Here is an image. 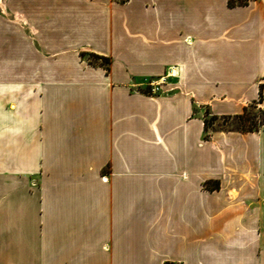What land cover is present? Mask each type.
<instances>
[{"label":"crops","instance_id":"1","mask_svg":"<svg viewBox=\"0 0 264 264\" xmlns=\"http://www.w3.org/2000/svg\"><path fill=\"white\" fill-rule=\"evenodd\" d=\"M234 1L0 0V264H264V125L219 122L264 108V0Z\"/></svg>","mask_w":264,"mask_h":264},{"label":"rangeland","instance_id":"2","mask_svg":"<svg viewBox=\"0 0 264 264\" xmlns=\"http://www.w3.org/2000/svg\"><path fill=\"white\" fill-rule=\"evenodd\" d=\"M86 57L94 62H101V60L93 56L86 55ZM104 65L107 66L108 63H105ZM242 114H244L243 119L226 117L219 122L224 125V127L234 129L261 127L260 125L264 123V108L258 104H250ZM211 118L212 117L208 116V119Z\"/></svg>","mask_w":264,"mask_h":264},{"label":"trees","instance_id":"3","mask_svg":"<svg viewBox=\"0 0 264 264\" xmlns=\"http://www.w3.org/2000/svg\"><path fill=\"white\" fill-rule=\"evenodd\" d=\"M240 2L241 3H245L244 1H240ZM229 3H230V5H235V1L234 0H229ZM88 55L89 56H93V57L101 60V63L102 64H105V63H109L110 62V59L109 58L104 57V56H100L98 54L89 53ZM84 56H86V54L85 53H82V57H84ZM89 61L91 63H93V64H97V62H94L91 59H89ZM245 110H246V108H245ZM236 117L239 118V119H243L244 118V114L237 115ZM214 118H216V117L213 116L211 119H214ZM211 119L205 118L206 130H207L208 125L212 122ZM263 125H264V123L262 125H260V126H263ZM259 128L260 127H255V128H240V129L243 130V131H254V130H258ZM218 187H219V184L216 181L215 184H214V186L212 188H218Z\"/></svg>","mask_w":264,"mask_h":264}]
</instances>
